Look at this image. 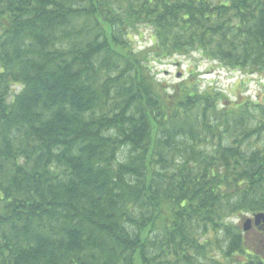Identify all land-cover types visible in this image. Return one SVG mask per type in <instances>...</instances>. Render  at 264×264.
I'll list each match as a JSON object with an SVG mask.
<instances>
[{
  "label": "trees",
  "instance_id": "16d2710c",
  "mask_svg": "<svg viewBox=\"0 0 264 264\" xmlns=\"http://www.w3.org/2000/svg\"><path fill=\"white\" fill-rule=\"evenodd\" d=\"M194 55L264 79V0H0V264H264V84Z\"/></svg>",
  "mask_w": 264,
  "mask_h": 264
},
{
  "label": "rangeland",
  "instance_id": "374dc122",
  "mask_svg": "<svg viewBox=\"0 0 264 264\" xmlns=\"http://www.w3.org/2000/svg\"><path fill=\"white\" fill-rule=\"evenodd\" d=\"M141 37V41L138 40L137 36L132 37L134 46L138 50L150 46L148 41L149 31H143ZM152 70L156 74L158 81L169 86H174L181 78L186 79L189 74H195L198 76L199 88L201 89L214 86L231 97L240 95L249 97L253 101L256 94L262 90L261 86L264 84V79H259L257 76H247L238 71H228L219 67L216 63L200 59L196 55L187 60L173 59L161 65H154ZM246 218H250V216L239 217L234 219L233 222L241 227ZM246 235L247 240L251 241L255 238V231H250Z\"/></svg>",
  "mask_w": 264,
  "mask_h": 264
},
{
  "label": "water",
  "instance_id": "95a60500",
  "mask_svg": "<svg viewBox=\"0 0 264 264\" xmlns=\"http://www.w3.org/2000/svg\"><path fill=\"white\" fill-rule=\"evenodd\" d=\"M264 215L258 214L254 215L252 219H246L242 224V231L244 233L248 232L252 226L257 228L258 230H262L264 232Z\"/></svg>",
  "mask_w": 264,
  "mask_h": 264
}]
</instances>
